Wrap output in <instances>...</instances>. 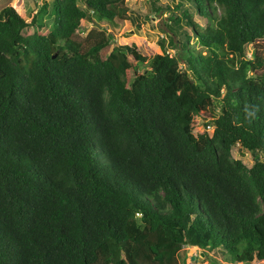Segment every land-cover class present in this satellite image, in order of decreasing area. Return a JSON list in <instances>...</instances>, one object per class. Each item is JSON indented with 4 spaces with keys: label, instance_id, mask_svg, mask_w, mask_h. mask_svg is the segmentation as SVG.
I'll return each mask as SVG.
<instances>
[{
    "label": "trees",
    "instance_id": "trees-1",
    "mask_svg": "<svg viewBox=\"0 0 264 264\" xmlns=\"http://www.w3.org/2000/svg\"><path fill=\"white\" fill-rule=\"evenodd\" d=\"M149 2L152 56L102 26L126 0H52L54 30L46 0L0 9V264L264 261V0Z\"/></svg>",
    "mask_w": 264,
    "mask_h": 264
},
{
    "label": "rangeland",
    "instance_id": "rangeland-1",
    "mask_svg": "<svg viewBox=\"0 0 264 264\" xmlns=\"http://www.w3.org/2000/svg\"><path fill=\"white\" fill-rule=\"evenodd\" d=\"M15 0H0V9ZM19 2L26 15L31 16L33 13L37 15L41 12V5L43 0H16ZM48 7L45 15H38L39 21L54 30L53 26V14L51 13L52 0H46ZM160 3L166 0H159ZM126 5L130 10V13L135 19V22L125 27L124 21L115 20L113 23H104L105 26L113 35L114 39L112 43L121 48L122 50H129L134 47L139 53L145 56H152L155 53H160L163 48L162 45L168 46V37L166 36V27L164 25V19L166 13H156L151 11V5L149 0H126ZM193 19L198 24L204 26L207 23L206 18L197 14L191 9ZM91 23L85 19L82 20L79 31L85 34ZM192 47L195 50H200L194 39L191 40ZM169 54H173L174 50L169 47L166 48ZM247 55L250 56L252 52V46L250 44L246 47ZM205 53V50H202ZM219 113V107L213 109V114ZM202 128L201 124L199 125ZM232 156L234 158L241 159L245 165L250 167L253 164L252 154L247 149H240L238 146L232 148ZM205 255L202 250L195 247L184 246L179 255V264H258L257 261L253 263H238L232 261L230 258L223 256L218 251L205 250ZM203 253V254H202ZM262 262V261H261Z\"/></svg>",
    "mask_w": 264,
    "mask_h": 264
},
{
    "label": "built area",
    "instance_id": "built-area-1",
    "mask_svg": "<svg viewBox=\"0 0 264 264\" xmlns=\"http://www.w3.org/2000/svg\"><path fill=\"white\" fill-rule=\"evenodd\" d=\"M202 129L207 130L208 132H211L213 130V125L212 124H207L205 126H202ZM258 264H264V261H257Z\"/></svg>",
    "mask_w": 264,
    "mask_h": 264
},
{
    "label": "water",
    "instance_id": "water-1",
    "mask_svg": "<svg viewBox=\"0 0 264 264\" xmlns=\"http://www.w3.org/2000/svg\"><path fill=\"white\" fill-rule=\"evenodd\" d=\"M96 25H98V24H96ZM55 55H53V57H54ZM203 254V253H202Z\"/></svg>",
    "mask_w": 264,
    "mask_h": 264
}]
</instances>
